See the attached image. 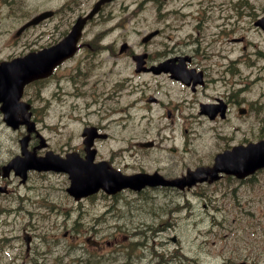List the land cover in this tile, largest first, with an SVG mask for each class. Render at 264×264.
I'll list each match as a JSON object with an SVG mask.
<instances>
[{"label": "rangeland", "instance_id": "374dc122", "mask_svg": "<svg viewBox=\"0 0 264 264\" xmlns=\"http://www.w3.org/2000/svg\"><path fill=\"white\" fill-rule=\"evenodd\" d=\"M85 1L77 0L78 3L76 5L70 6L71 8L67 7L61 12L60 8L71 5V0H22L18 12L11 14L0 12V56L17 55L18 53L22 54L37 50L48 43L58 40L61 36L60 32L64 29L68 20L77 15L78 11L85 8ZM88 1L92 3V0ZM123 1L127 2L129 0H115L102 9L97 16L99 19L87 28L85 33L86 40L92 39L95 33L103 28L102 19L109 18L114 13L117 15L115 21L119 18H125L124 26L118 27L107 34L102 43L111 41L116 43L124 39L132 43V38L136 37L139 32L155 26H162L156 15V8L163 7L164 10H175V0H171L165 5H159L156 1L146 3L147 0H145L146 6H143V1V4H141L143 6L142 10L135 17H130L122 9ZM249 1L259 9L264 5V0ZM260 1L263 3L257 6ZM134 6L135 4L130 6V8ZM45 9L57 10L56 16L27 29L15 41L13 36L15 30L30 17ZM115 21L108 23L106 26L111 25ZM167 34H170L169 30L157 38L149 47L154 56L157 55V50L162 49ZM244 34L245 31L239 29L234 34V37ZM247 35L253 41L258 40L252 37L251 34ZM7 40H12L13 43L5 46L4 42ZM228 46L229 44L227 43L226 47ZM262 49H264V46H262ZM106 55L107 52L95 57L93 51L87 49L82 41V48L74 59L62 66L51 80L31 85V93L35 89L36 91L41 89L43 95L47 94L48 91L58 93L56 95L58 105L53 108L56 116L51 119L45 118L41 123V126L44 127L45 136H50L54 144L59 145L67 141L69 145L74 146L80 142V138L77 135L81 127L79 119L67 124L65 133L61 135H58L55 131L56 123L58 119L62 122L68 120V115L71 114L74 105L77 108L85 107V104L91 101L94 91L100 92L103 90L104 86L102 90L97 89V86L103 85L106 77L97 67L100 64L99 59L101 56H104V60L110 61ZM237 55H239L237 50H232L229 53L231 58ZM243 61L241 68L247 65L246 61ZM261 63H264V61H261ZM119 65L120 75L126 78L133 76V72L127 66L124 58ZM74 66L79 69L77 75L61 74ZM248 72V70L244 71L243 76L239 79L243 83H229L226 89L219 82L210 86L212 94L227 93V96L233 99L234 104L239 102L241 106L246 107L248 114L245 117H237L236 111L233 110L227 121L205 122L206 127L212 125L218 131L214 138H212L211 133L207 132L206 140L205 137L192 140L189 133L190 129L188 132H183V130L175 127V146L177 147L175 169L195 164L198 161L197 157H208L212 149L221 147L228 141L236 144L256 141L260 138L264 139L263 83L254 85L246 83L244 75ZM143 79V77L136 78L135 81H142ZM94 84L95 86H93ZM162 87L167 88L165 85H162ZM255 106L260 107L259 113L253 111ZM75 112L73 113L75 114ZM89 118L93 119L92 116H89ZM48 123H53L54 129L47 127L46 124ZM67 129H71L74 132L69 139L68 134H66ZM111 129L115 128L111 127ZM159 132L162 136L172 133L167 128L159 130L157 126L148 125L145 121L135 120L131 123L129 134L119 133L115 130L113 132L114 139L100 141L97 146L103 157L113 158L114 163L117 165L123 166L126 163L127 171L137 169L140 165L145 167L155 166L160 161L165 162V158L159 155L158 150L142 152L132 147L131 150L113 152L112 149L121 144L118 138L127 136L137 139L143 137L153 138L159 136ZM186 148L191 149L195 154L193 156H185L183 150ZM12 152L11 145H5L0 142V162L7 160ZM42 180L43 177H36L32 183H42ZM59 181L67 185L65 176H60ZM238 184H242V189L252 191L244 192L243 199L208 204L205 208L202 202L193 200V198H191V202L183 200L174 204L170 201L171 194L163 190L148 191L145 196H141L139 199L131 196L126 198L122 196V199H107L106 203H108L110 215L105 219L100 236L96 239L101 242V245L110 246L113 243L128 244L129 237H136L137 242L133 245L129 244L134 254H138L143 247H146L150 253L154 244L157 243V247L170 261H174L176 255L180 261L200 258L201 261L211 264H241V262L245 264H264V212L262 218L258 216L260 222L245 213V211L254 209L257 204L255 198L251 200L249 197L251 193L256 195L259 192L260 198L257 206L259 205V208L264 209V171L259 172L254 179L243 183L231 178H226L220 182V185L223 186ZM214 186L221 188L219 185H210L208 187L212 188ZM46 189L51 191L52 186H46ZM187 195L192 197L191 193H187ZM16 200V196L0 198V205L8 208L13 206ZM97 202L103 203L101 198ZM53 210L51 208V211ZM2 211H0V214ZM4 212L9 213L10 210L5 209ZM76 214L77 212L73 214V217ZM7 217H9L8 214L6 215ZM26 218L28 217L15 216L13 218L14 221H7L1 230L0 243L3 236H8L9 240L4 245L0 244V264H30L28 261L26 262L27 259L23 258V247L20 241L23 237V231H25L23 230L24 228L35 236L31 245V257L34 256V253H40L44 250L41 243L42 235L46 233L52 238L58 239V245L50 246L51 251H53L52 254H44V257H41L39 261L43 259L44 262L46 261L45 264H77L76 262L81 257V251L78 249L80 241L77 239L76 242L74 240L68 241L60 238L64 226L63 222H54V220L47 222L43 220L42 216L35 215L32 219L33 225H30L28 229L23 224ZM256 223H260L261 227H257ZM68 225H72L70 221ZM72 229L75 230L74 228ZM172 233H175L178 238L175 242L166 238L167 234L170 235ZM81 246L84 249H95L87 244H81ZM122 246H125V244ZM13 256L16 260L9 262ZM107 256H110V254H105V257ZM125 260L126 257L120 258L113 261L112 264L123 263ZM142 264H145V261Z\"/></svg>", "mask_w": 264, "mask_h": 264}, {"label": "flooded vegetation", "instance_id": "af4514ba", "mask_svg": "<svg viewBox=\"0 0 264 264\" xmlns=\"http://www.w3.org/2000/svg\"><path fill=\"white\" fill-rule=\"evenodd\" d=\"M150 1H156L159 5H163L162 0ZM193 1L194 0H181L179 3L180 7H175V10L172 11L164 10L163 7L156 8V15L159 18V21L162 22V26L149 28L145 30L143 34L157 29L159 36L149 40V42L147 41L146 43L140 42L137 49H134L135 47L133 45H135V43H131L124 39L116 43L111 41L112 43L109 46H106V50L99 51L97 54L98 56L107 52L106 56H108L110 60L105 63L107 71L104 72V74L108 77V83L112 87V90L110 91V105L106 106L103 110L106 120L105 127H109L110 124H112L119 125V127L123 128L124 125L128 124L131 119L132 108L137 109L132 106V104L135 105L134 99H137V101L140 100V103L138 104H142L141 107L147 110V115L145 116L148 120L152 119L151 111H154L156 112L157 120L166 123L167 126H171L173 128L177 126L184 128L185 131H187L186 128H190L191 133L193 134L202 135L201 132L203 131V135L206 136L207 132H209L212 134V138H214L218 134V131H216L215 127L212 125L206 127L205 122H223L229 119L230 114L234 110L231 107L234 103L230 104L232 103L231 100L221 98L222 96H218L210 92L212 76L211 65L208 57L221 41L222 36L218 31L211 32L208 29L203 28L201 26V22L196 21L195 12L193 8L189 7ZM88 2L89 1L86 0L85 4ZM6 6L7 8L12 9L11 6L14 5L7 4ZM86 7H88V5H86ZM83 11L84 10L78 12ZM108 19L115 21L116 17L114 15H110ZM103 20L104 19H102V21ZM124 20L125 18H119L117 21L113 22L111 24V29L115 30L118 27L124 26ZM165 29L169 30L170 34L166 35V40L163 42L162 49L157 50V55L154 56L149 47L157 38L165 33ZM66 32L63 35H65ZM103 37H105V32L97 31L93 39H95L98 43H101L103 41ZM14 40L17 41V39ZM4 43L5 46H7L13 43V41L7 40ZM53 43H55V41L48 43L47 46H50ZM123 43L127 44L123 45ZM134 53L144 54V71L135 69L132 61V55ZM14 56H19V53L17 55L9 54L0 56V61L9 60ZM104 56L101 57L104 58ZM123 58L126 60L129 69L133 72V76L128 78L119 74V63ZM61 66L62 64L56 67L54 73ZM172 72H175L178 77H181L184 80L181 81L172 79ZM142 77L144 78L142 81H133L134 78ZM185 79H188V81ZM162 85H165L167 88H163ZM146 88H151V90L144 91ZM132 90L136 93V98L133 97ZM139 91H142L141 95H139ZM50 97L51 94L47 97L49 101L51 100ZM34 99L35 95L31 93L30 85H28L22 94L21 100L31 103L32 121L35 122L38 131L42 134L41 137H45L47 145L44 149L38 148L37 146L40 144L39 137L32 134L29 140V147L35 148L38 154L47 153L51 156L56 154L58 157H63L69 152H77L80 156H83L84 144L82 137L80 142L74 146L66 143L60 144L58 147H53L51 145V137L45 136L44 127L41 126V123L45 118L51 119L55 116L56 113L53 111V108L57 106V103H52L47 110H44L36 116L34 112L35 106L32 103ZM236 106H238V102L236 103ZM83 109V107L80 108L81 131L90 126H96L100 130L95 122L90 121L88 118L85 119V117L88 116V113L84 112ZM221 109H223L222 112ZM100 110L101 107L98 103L96 111L98 112L99 117L102 115ZM236 116L240 117L238 113H236ZM84 120L86 122H84ZM46 126L50 129H54L53 123H48ZM1 127H3L8 133L7 138L10 139L11 142H18V136L24 133V129L19 128L14 132L15 137L12 140L11 136H9V133H12V128H7L5 126ZM1 133L2 132L0 130V134ZM108 138L111 139L112 137L108 135ZM142 141H147L151 144L148 146H142L140 144ZM133 144L139 149H157L165 151L164 158L166 163H158L152 167L139 168L138 170H132L130 173L139 171L152 173L158 172L167 178L175 177V145H166L165 136L160 135L159 137L137 139L133 141ZM241 144L243 143L232 144L231 141L224 143L223 146L212 151V158L209 159L208 162L212 164L217 153L229 150L233 146ZM98 153L99 150L96 148V156H98ZM109 162L111 165L116 167L114 163H112V159H109ZM197 166L198 161L193 164V167ZM121 171L126 172L123 170ZM225 175L230 176L231 174H223V176ZM255 175L257 174L243 179L250 181L254 179L253 176ZM160 189L173 191L175 193V197L178 198L179 195H181L186 201H188L186 194L191 192L194 189V186L191 188L185 187L182 190L175 186L162 187ZM216 196L218 195H211L212 202L217 201V199H215ZM223 196L228 197V195ZM177 198L175 200L176 202H179ZM176 239L177 237L175 236L174 241ZM137 259L142 260L143 257H137ZM116 264H136V262L135 258L126 257V260L123 263Z\"/></svg>", "mask_w": 264, "mask_h": 264}, {"label": "water", "instance_id": "95a60500", "mask_svg": "<svg viewBox=\"0 0 264 264\" xmlns=\"http://www.w3.org/2000/svg\"><path fill=\"white\" fill-rule=\"evenodd\" d=\"M99 4L100 2L94 6L86 17L78 19L72 27L71 32L59 44L37 53H30L23 58H17L7 64L4 67L5 70L0 68V82H3L5 88L8 87L14 90L15 99L27 82L48 75L56 63L73 54L82 25L87 18L91 17L97 11ZM48 15H51V12H44L33 21L37 22ZM11 109L12 105L7 107L8 111ZM242 154L246 155V158H244L245 163L239 161V156L235 150L229 153L231 163L239 169L245 170L246 173L253 170L255 166L264 165V147L261 148V144L248 148ZM199 175V173H196V178Z\"/></svg>", "mask_w": 264, "mask_h": 264}, {"label": "bare ground", "instance_id": "6f19581e", "mask_svg": "<svg viewBox=\"0 0 264 264\" xmlns=\"http://www.w3.org/2000/svg\"><path fill=\"white\" fill-rule=\"evenodd\" d=\"M191 153V152H190Z\"/></svg>", "mask_w": 264, "mask_h": 264}]
</instances>
